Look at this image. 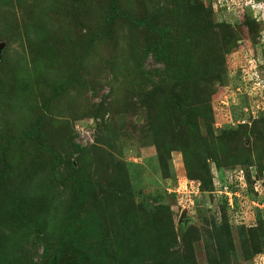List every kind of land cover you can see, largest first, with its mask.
I'll list each match as a JSON object with an SVG mask.
<instances>
[{"label":"rangeland","instance_id":"374dc122","mask_svg":"<svg viewBox=\"0 0 264 264\" xmlns=\"http://www.w3.org/2000/svg\"><path fill=\"white\" fill-rule=\"evenodd\" d=\"M110 2L0 0V264H264V0Z\"/></svg>","mask_w":264,"mask_h":264},{"label":"trees","instance_id":"16d2710c","mask_svg":"<svg viewBox=\"0 0 264 264\" xmlns=\"http://www.w3.org/2000/svg\"><path fill=\"white\" fill-rule=\"evenodd\" d=\"M110 9H111L110 10L111 11V16L115 17L116 15L119 14V8L117 7V3L115 2V0H111V2H110ZM201 188H203V187L201 186ZM232 213H233V210H232Z\"/></svg>","mask_w":264,"mask_h":264},{"label":"water","instance_id":"95a60500","mask_svg":"<svg viewBox=\"0 0 264 264\" xmlns=\"http://www.w3.org/2000/svg\"><path fill=\"white\" fill-rule=\"evenodd\" d=\"M1 48H2V44H0V50H1ZM185 217H186V213L183 212V214L180 217V223H183V225L188 222V220Z\"/></svg>","mask_w":264,"mask_h":264}]
</instances>
